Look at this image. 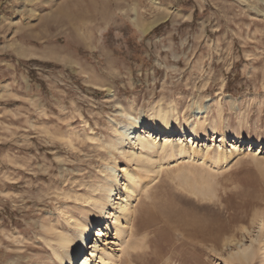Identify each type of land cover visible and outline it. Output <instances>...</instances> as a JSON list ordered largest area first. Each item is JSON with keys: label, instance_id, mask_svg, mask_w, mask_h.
<instances>
[{"label": "rangeland", "instance_id": "1", "mask_svg": "<svg viewBox=\"0 0 264 264\" xmlns=\"http://www.w3.org/2000/svg\"><path fill=\"white\" fill-rule=\"evenodd\" d=\"M159 104L181 125L207 110L224 150L238 135L244 152L220 170L167 159L159 175L115 153L144 186L117 264H246L228 255L264 241V149L250 144H264V0H0V264L53 263L46 241L75 235L62 213L95 224L84 200L120 111ZM199 133L188 146L220 145Z\"/></svg>", "mask_w": 264, "mask_h": 264}, {"label": "bare ground", "instance_id": "2", "mask_svg": "<svg viewBox=\"0 0 264 264\" xmlns=\"http://www.w3.org/2000/svg\"><path fill=\"white\" fill-rule=\"evenodd\" d=\"M153 25L154 23L143 27L142 33H146ZM120 115L124 120L114 124L111 129L112 137L105 146L112 155V164L101 172L102 180L90 189L89 197L84 200L90 203L91 212L95 214L96 218L95 224L86 225L82 221L74 219L71 214L62 213L64 222L73 227L75 235H71L70 231H62L46 241L54 259L53 263L49 264H117L114 252L116 250L123 251V229L131 226V221H133L131 220L132 206L144 186H141L139 174L128 167L121 169L117 167L115 153L128 163H143L139 167L140 171L148 172L145 169V166H148L151 169L150 172L159 175L162 169L160 163L167 159H176V162L187 161L188 163L201 161V164L207 162V167L220 170L226 168L224 164L237 159L244 152L240 147L245 142L238 135L233 137L232 149L228 152L224 150L227 135H217L215 121L207 120V110L205 109H197L192 114V118L189 121L184 120L182 125L179 123L174 108L170 106L164 108L160 104L151 108L149 119L138 118L123 110L120 111ZM204 126L208 127L214 140H220V145L213 152L207 145L203 150L188 146V138H191L192 145L203 139L199 132ZM176 134H180V138L174 143L172 137ZM250 144L251 148L264 149L263 143L253 141ZM255 153L258 154V152ZM154 164H156V170L152 169ZM123 224H126V227H121ZM111 230L114 233V241L107 244ZM91 232H96L91 237L88 247L93 250L84 253V249L81 248L82 239L85 234ZM92 241L94 242L93 246H91ZM100 244L101 246L112 244L115 248L104 247L101 251ZM260 245L264 246V241L259 240L257 235L250 240L249 245H239L234 251H230L228 259L243 261L246 264H252L259 259L264 260V250L262 251L263 248ZM262 260L259 261L262 262Z\"/></svg>", "mask_w": 264, "mask_h": 264}]
</instances>
